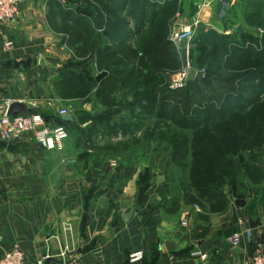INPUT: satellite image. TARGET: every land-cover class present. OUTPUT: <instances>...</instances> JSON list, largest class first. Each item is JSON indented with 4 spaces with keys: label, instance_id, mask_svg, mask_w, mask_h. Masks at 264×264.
Masks as SVG:
<instances>
[{
    "label": "crops",
    "instance_id": "1",
    "mask_svg": "<svg viewBox=\"0 0 264 264\" xmlns=\"http://www.w3.org/2000/svg\"><path fill=\"white\" fill-rule=\"evenodd\" d=\"M218 1L177 0L173 20L181 15L180 28L196 21V26L206 25ZM130 8L128 3L125 12ZM67 10L63 0H22L19 17L0 23V114L6 102H21L30 106L26 113H39L50 125L58 122V108L69 102L59 86L60 72L71 69L64 67L59 45L72 41L71 46L83 55L82 46L86 48L90 40L89 33L69 19ZM116 17L123 19V15ZM130 17L126 25L133 27L131 35L124 22L121 38L111 42L123 50L132 37L147 30L141 12ZM7 40L13 44L8 51L2 48ZM40 59L49 66L40 65ZM142 133L141 129L132 135L93 140L97 145L121 144ZM67 141L60 150L38 146L30 133L0 142V257L17 247L24 264H56L62 259L80 264H249L255 252H264V180L250 184L239 164L235 195L246 201L244 207H236L230 196L224 203L199 206L182 200L178 173L162 146L143 153L149 156L152 151L163 158L158 164L135 163L128 178L118 173L100 180L90 174L99 170L95 156L86 160L81 146ZM145 166L150 168L146 177L141 172ZM258 166L264 171V152ZM160 177L163 182L158 184ZM127 213L131 217L123 220ZM248 220L260 225L250 228ZM234 235L239 237L237 246L229 243ZM137 252L142 257L133 263L130 256ZM194 252L206 258L193 257Z\"/></svg>",
    "mask_w": 264,
    "mask_h": 264
},
{
    "label": "trees",
    "instance_id": "2",
    "mask_svg": "<svg viewBox=\"0 0 264 264\" xmlns=\"http://www.w3.org/2000/svg\"><path fill=\"white\" fill-rule=\"evenodd\" d=\"M63 1L69 9L66 11L69 19L72 18L77 26L89 33L86 48L82 46L83 56L87 53L89 56L80 64H90L100 74L108 71L110 75L97 83L95 77L90 79L91 76L85 72L78 73L67 68L61 70L59 86L65 97L73 98L78 93H85L83 95L87 94V98L94 89L93 99L97 103L94 105L102 110L84 113L71 121L59 117L57 124L64 127L69 125L78 131V125L89 121L90 126L80 132H87L92 138L132 135L141 129L144 133L146 127L137 123L143 121L141 115L137 116L138 119H128L123 114L125 111H141L149 117L151 114L144 112L146 106H154L153 119L168 127L163 128L166 130H147L146 139L158 141L169 151L171 165L178 173L179 195L183 201L199 206L226 202L228 196L235 195L238 164L250 184H259L264 180V171L258 166V159L264 152V106H259L257 100L250 101L241 95L250 92L243 87L245 84L264 75V66L256 67L258 63L264 64L263 52L255 54L252 49H241L245 56L239 58L234 53H228L225 47L219 49L218 40L208 56H205L201 46L204 53L198 68L204 69L203 76L198 74L192 82L178 90H171L168 85L150 89V84L161 81L160 76L165 70L158 62L170 49L168 36L170 22L178 12L177 0H165L163 3L150 0H98L80 4L72 0ZM128 3L131 8L125 12ZM137 11L141 12V19H147L148 25L144 39L134 54L142 60H152L149 65L152 69H141L140 72L134 65L127 69L131 65L126 62L129 57L122 52L121 46L111 43L121 38L120 26L124 22L126 24ZM116 15H123V19ZM127 33L131 35V31ZM240 36L242 39L246 37L242 33ZM69 44L72 45V41ZM74 52L81 54L76 47ZM250 60H255L256 65L236 67ZM140 63L144 65L143 61ZM129 78L140 81L145 89L135 90L129 102L114 100L112 94L124 89ZM103 99L111 100L107 101L106 107L101 103ZM143 100L148 103L143 105ZM84 102H92V99L89 97ZM94 113L99 115L94 116ZM144 187L140 188V192ZM177 201L174 198L172 202L175 204Z\"/></svg>",
    "mask_w": 264,
    "mask_h": 264
},
{
    "label": "rangeland",
    "instance_id": "3",
    "mask_svg": "<svg viewBox=\"0 0 264 264\" xmlns=\"http://www.w3.org/2000/svg\"><path fill=\"white\" fill-rule=\"evenodd\" d=\"M72 1L80 4V3H84L85 1H87L88 3H92V2H97L98 0H72ZM84 5L85 4H82V6ZM210 13L211 14L209 15V17L208 15L206 17L207 19L206 25L200 24L199 26L197 25L196 27H193L194 34L188 43L182 44L180 47L176 48L175 46H173V44H171V42L168 41L170 43V46L168 45L170 49L167 50L160 57V60L158 62V63H162L163 67L165 68V70L162 72V75L160 76L161 81L158 84L156 83L150 84L149 86L150 89L151 88L154 89L156 87L158 88L166 87L169 83L170 75L175 71L179 70L183 66L188 65L196 71L199 70L200 72L198 74L201 76L205 74L204 69L198 68L200 57L202 53H204V50H202L201 48L200 36L203 32L207 31L209 28H215L219 32H221L220 36L218 37V40L220 41L219 49H223V47H225L228 53L229 52L234 53L235 56L239 58L245 56L244 53H241L243 49H248V50L252 49V51H254L255 54L260 52H263L264 54V44L262 43L264 41V0H234L232 8L229 10L228 13H226L223 20H217L215 18L214 10ZM180 18L181 15L177 18V20L175 19L170 22V30L174 26L178 25L177 24L178 19ZM238 26L241 27L242 34L246 36L244 39L241 38L240 33L237 31ZM125 30L133 31V27L129 26V24L128 25L125 24ZM141 35L143 34H139L135 38L132 37L129 46H127V49L122 50V52L129 57L127 58L126 62L131 63V65H129L126 68L130 69L135 66L134 68L137 69V72H140L141 69L142 71L148 68L152 69V67L149 66L150 61L152 60H142V58H140L139 55L134 54L144 39L143 37L145 35L143 36ZM66 43H63V41H61L59 45L62 47V53L65 55V59L63 60L64 62H62L63 64H65L64 67L68 66L71 69L77 71L78 73L85 72L91 76L90 79H93V77H95L94 80L97 83H99L103 79L108 78L110 72L106 71L105 73L100 74V71L93 70L90 64H84V65L80 64V63H84L83 61H85V59H88L89 54L87 53L85 57L82 54L77 55L74 52L75 46L74 45L71 46ZM230 45L232 47H230ZM235 50H239V52L236 53ZM141 61L144 62V65L140 63ZM255 63H257L255 62V60H250L249 62H242L236 67L239 68H243L245 66L252 67L256 65ZM262 65L264 66V64L258 63L256 67L260 68ZM198 74L196 75V77L198 76ZM129 79L130 80L127 81L126 87H123L124 89L116 91L115 93L112 94V98L114 100L129 102L131 101L132 95L135 92V90L142 91L145 89V86H143V84H141L140 81H137L136 79H132V78ZM245 85L246 86L243 87L250 90V92L247 94H241L242 97L250 101L257 100L259 106H264V75L259 79L255 80L254 82H250ZM94 91L95 90L92 89V91L88 93L89 95L87 98L85 97L87 94L83 95L85 93H78L73 98L69 97L68 104L63 105L64 109L67 110L69 115H74L75 118L80 117L84 113L91 114V112L93 111H97V110L101 111L102 109H100L98 105H94L97 104L93 99ZM89 97L92 99V102H88L85 103V105H82L83 102L82 100L88 99ZM107 101H111V100L103 99V102L101 103L106 107L108 105ZM146 102L147 101L143 100V105H146L148 103ZM146 107L144 112H146L147 115L148 113L151 114L149 115V117H146L145 114H142L141 111L124 112L123 114L125 115L124 117L128 119H130L131 117L132 119H134L135 117L141 115L140 118H143V121L137 123L140 125L141 124L144 125L146 129L139 138H131L121 144H113L111 142L105 141L100 143L101 145H97V141L93 139H98V138L95 137L92 138V136H90V134L87 132L86 133L83 131L80 132V130L87 128V126H90L89 121L85 122L84 124L79 123L80 125H78V131L72 128L71 126L66 127V131L68 134V141H67L68 144L70 146L72 145L81 146V148L84 150L83 155L86 158V160L89 159L88 161H93L92 160L93 156H95V158L97 159L96 166L99 167V170L96 169L94 170L93 173H90L92 177L100 178V180H102L104 177L107 176L109 177L116 175L118 173H123V175L128 178L131 174L134 173L133 171L136 167L135 163H137L138 165L139 164L148 165V163H154L155 165L158 164L159 161H161L160 159H163V158L159 159V156H157L156 154L154 155V152L152 151L149 152V156L143 154L145 153V151H147L148 148L152 146L159 150L161 146L165 147L164 145L159 144L158 141L156 140L146 139L147 138L146 131L152 128L155 130H160L168 127L165 126V124L162 125L155 122L152 116L154 111L153 110L154 106L151 108L149 106ZM115 119L119 120L117 118ZM125 152H127V154ZM92 164L94 165L93 162ZM143 168L144 169L141 172L142 173L144 172L145 173L144 177H146L150 173V168L146 166ZM145 181L146 179L143 178L142 182L144 183Z\"/></svg>",
    "mask_w": 264,
    "mask_h": 264
},
{
    "label": "built area",
    "instance_id": "4",
    "mask_svg": "<svg viewBox=\"0 0 264 264\" xmlns=\"http://www.w3.org/2000/svg\"><path fill=\"white\" fill-rule=\"evenodd\" d=\"M22 0H0V23L6 21H15L20 15V3ZM232 2V1H231ZM197 22H194L190 27L180 28L174 26L169 31L168 41L176 48L182 44L188 43L193 34V27H196ZM12 42L7 40L3 43L2 48L6 51L12 48ZM192 70L190 66H183L179 70L170 75L168 87L171 90H178L185 86V80ZM198 74V71H196ZM9 102H6L4 112L0 114V142L9 143L13 139L19 138L22 134L30 133L34 142L47 150H60L63 147L64 141L68 138V134L64 126L57 123L49 124L48 121L39 113H25L8 116L6 114ZM63 106L59 107L56 115L62 117L69 115ZM114 165V164H113ZM229 243L231 246L239 244L238 235H234ZM64 253L61 254V257ZM193 257L205 259L206 256L199 252H194ZM142 257V252H137L130 256V261L135 263ZM48 258L47 256L44 257ZM0 264H24L23 254L17 247H13L5 251L0 257ZM56 264H80L77 260H60ZM249 264H264V252H255Z\"/></svg>",
    "mask_w": 264,
    "mask_h": 264
},
{
    "label": "water",
    "instance_id": "5",
    "mask_svg": "<svg viewBox=\"0 0 264 264\" xmlns=\"http://www.w3.org/2000/svg\"><path fill=\"white\" fill-rule=\"evenodd\" d=\"M231 5H232L231 0H219L216 6L215 18L217 20H223L226 13H228V11L230 10ZM237 31L239 33H242V29L240 26L237 27ZM220 34L221 32H219L215 28H209L207 31L201 34L200 42H201V46L205 50V56H208L212 52V50L214 49L215 45L218 42V37L220 36ZM39 63L40 65H43V66H49L48 63H46L43 59H40ZM20 64L21 63H15V66L18 67ZM196 75H197L196 70L194 69L190 70L186 77L185 85L188 84L189 82H192L196 78ZM29 110H30V106L28 104L21 103V102H14L9 105V107L7 108L6 114L8 116H14L17 114H24L28 112ZM97 115H99V113H94V116H97ZM61 118L65 121L72 120L71 115H64ZM162 182H163V179L161 177L158 178L157 183L159 184ZM81 185H82V179H81ZM113 198H115V195ZM230 199L236 207L242 208L246 204L245 200L236 197L234 194L230 195ZM130 217H131V213H127L123 216V220H127ZM248 225L250 228H256L260 225V222L256 220L254 221L248 220Z\"/></svg>",
    "mask_w": 264,
    "mask_h": 264
}]
</instances>
